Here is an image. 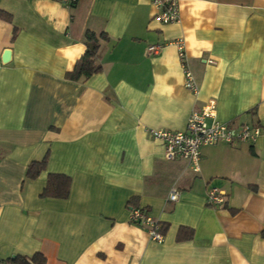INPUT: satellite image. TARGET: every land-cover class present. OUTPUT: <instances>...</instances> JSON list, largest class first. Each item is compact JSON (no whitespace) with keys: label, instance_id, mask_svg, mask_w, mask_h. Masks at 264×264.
<instances>
[{"label":"crops","instance_id":"crops-1","mask_svg":"<svg viewBox=\"0 0 264 264\" xmlns=\"http://www.w3.org/2000/svg\"><path fill=\"white\" fill-rule=\"evenodd\" d=\"M177 1L179 21L164 25L150 0H0L1 262L264 264V0ZM86 32L108 37L102 71L69 81ZM209 100L219 123L258 126L259 138L203 148L198 171L166 161L147 130L184 131ZM49 175L70 179L66 199L41 197ZM212 190L221 204H208ZM133 208L161 222L162 243L129 222Z\"/></svg>","mask_w":264,"mask_h":264},{"label":"built area","instance_id":"built-area-1","mask_svg":"<svg viewBox=\"0 0 264 264\" xmlns=\"http://www.w3.org/2000/svg\"><path fill=\"white\" fill-rule=\"evenodd\" d=\"M65 7H72L77 0H58ZM156 15L155 18L162 24H173L179 21V6L177 0H150ZM178 52L179 62L184 72V88L194 96L199 88L192 73L188 69L187 56L182 40L172 42ZM162 47L150 46L148 54L157 55ZM150 138L161 142L164 146V159L168 162L185 160L198 171L201 151L205 147L219 145L232 146L235 143H254L261 135L258 126L243 124L235 126L222 124L216 119V102L209 100L201 108L193 110L188 118L184 131L173 132L168 130H147ZM177 191L171 190L168 199L176 201ZM221 194L212 190L208 196L209 205L222 203ZM129 222L143 228L151 241L162 243L164 236L162 224L145 210L133 208L130 210ZM0 264H6L0 261Z\"/></svg>","mask_w":264,"mask_h":264},{"label":"trees","instance_id":"trees-1","mask_svg":"<svg viewBox=\"0 0 264 264\" xmlns=\"http://www.w3.org/2000/svg\"><path fill=\"white\" fill-rule=\"evenodd\" d=\"M0 18L7 21L10 16L0 11ZM108 41L105 34L85 33V53L76 62L73 70L66 74L69 81L78 82L87 80L90 77L101 73L102 67L99 63V53L102 44ZM47 157L40 162H32L26 170L25 179L35 180L39 174L45 170ZM70 179L62 175H49L46 186L42 192L43 198L66 199L69 194ZM192 232L186 228H181L177 234L178 241H185L191 238ZM6 264H45V259L40 254H35L32 258L15 256L7 260Z\"/></svg>","mask_w":264,"mask_h":264},{"label":"water","instance_id":"water-1","mask_svg":"<svg viewBox=\"0 0 264 264\" xmlns=\"http://www.w3.org/2000/svg\"><path fill=\"white\" fill-rule=\"evenodd\" d=\"M9 59H10V52L9 51H5L2 55V63L3 64H7L9 62Z\"/></svg>","mask_w":264,"mask_h":264}]
</instances>
